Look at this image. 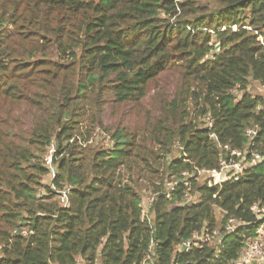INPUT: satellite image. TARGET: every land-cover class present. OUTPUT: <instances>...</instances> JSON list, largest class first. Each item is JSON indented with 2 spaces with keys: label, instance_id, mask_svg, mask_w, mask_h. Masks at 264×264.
Masks as SVG:
<instances>
[{
  "label": "trees",
  "instance_id": "16d2710c",
  "mask_svg": "<svg viewBox=\"0 0 264 264\" xmlns=\"http://www.w3.org/2000/svg\"><path fill=\"white\" fill-rule=\"evenodd\" d=\"M260 37L264 0H0V264H141L146 181L155 264L238 260L264 224L251 209L264 206V162L239 181H193L191 203L160 183L219 166L207 114L221 143L264 154V95L245 90L264 83ZM231 217L241 224L219 245L176 251Z\"/></svg>",
  "mask_w": 264,
  "mask_h": 264
},
{
  "label": "built area",
  "instance_id": "2783aa9c",
  "mask_svg": "<svg viewBox=\"0 0 264 264\" xmlns=\"http://www.w3.org/2000/svg\"><path fill=\"white\" fill-rule=\"evenodd\" d=\"M235 30L237 29L234 26ZM260 41L264 42L263 38L260 37ZM253 93H259L264 95V83L260 81H254L248 79V84L245 89ZM244 89L241 85H237L230 90L231 94L235 96L236 101L242 98ZM202 120L205 121V126L208 129L209 137L215 142V144L225 153L221 157L219 166L214 169L206 170L196 168L193 171H183L180 175H173L160 183L162 188L160 192L167 198L172 199L173 193L179 186H184V193L182 197V203H191L194 201L193 196V181H199L207 178L210 185L213 183H224L229 180L239 181L245 171L256 166L259 163L264 162V154L257 152L250 147L245 150L233 149L228 144L221 143L218 135L213 130L214 121L211 115H205ZM100 131V130H98ZM97 131V132H98ZM105 134L106 141L112 144L111 137ZM97 136V133L95 134ZM247 137L253 141L258 135V130L253 127L246 129ZM175 151L180 152L182 147L178 144L175 146ZM56 152L55 145L53 144L44 156V166L48 169L49 177L54 179L57 175V164L54 160V153ZM237 157V158H235ZM53 189L56 190V186L53 185ZM62 202L67 204V187L62 190ZM45 194L44 190L39 191V196ZM156 194L153 193L148 201L142 198L141 204V220L145 221L152 228L153 238L150 242L148 253L144 257L141 264H155L154 259V214L153 204L155 202ZM252 211L257 214L258 217L264 218V206L254 204L251 207ZM241 224L236 218L231 217L227 220L223 230L213 229L210 230L208 227L203 228L201 231H196L190 239L183 240L176 247V251L188 252L195 248H202L205 245H219L222 239L223 232H234L236 227ZM232 264H264V224H261L255 231L254 235L248 237L245 243V249L238 260L232 262Z\"/></svg>",
  "mask_w": 264,
  "mask_h": 264
},
{
  "label": "rangeland",
  "instance_id": "374dc122",
  "mask_svg": "<svg viewBox=\"0 0 264 264\" xmlns=\"http://www.w3.org/2000/svg\"><path fill=\"white\" fill-rule=\"evenodd\" d=\"M97 133V140L102 144V145H107V141H106V138H105V134L102 133L101 131H98L96 132ZM50 181V177L49 175L45 176L44 177V182L45 183H48ZM146 186H144L145 188H143V192H142V195H143V199L145 201H148V199L151 197V195L154 193L153 192V187L151 186L150 183H148L146 181Z\"/></svg>",
  "mask_w": 264,
  "mask_h": 264
},
{
  "label": "water",
  "instance_id": "95a60500",
  "mask_svg": "<svg viewBox=\"0 0 264 264\" xmlns=\"http://www.w3.org/2000/svg\"><path fill=\"white\" fill-rule=\"evenodd\" d=\"M219 48H220V45H217V46H216V49L218 50Z\"/></svg>",
  "mask_w": 264,
  "mask_h": 264
}]
</instances>
